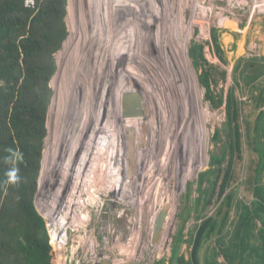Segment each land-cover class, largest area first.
<instances>
[{
	"label": "rangeland",
	"instance_id": "374dc122",
	"mask_svg": "<svg viewBox=\"0 0 264 264\" xmlns=\"http://www.w3.org/2000/svg\"><path fill=\"white\" fill-rule=\"evenodd\" d=\"M64 20L66 41L54 54L53 94L33 198L58 262L157 264L163 259L174 264L172 246L178 244L188 257L189 237L199 222L198 173L226 140L224 94L231 71L239 59L264 56V0H67ZM212 29L223 61L211 44ZM192 42L201 44L205 59L216 66L210 75L217 79L214 92L223 93L219 107L204 98L198 76L208 64L194 65ZM259 80L264 86V75ZM125 92L142 94L144 116H121ZM249 94L240 98L252 121L264 107L255 108ZM128 127L127 175L123 143L120 147ZM102 136L113 144L112 158L104 150L85 191V169L98 158ZM229 189L236 196L246 192L239 182ZM78 197L86 208L77 210ZM163 206L166 217L154 240V220ZM214 210L213 205L204 213ZM235 215L233 207L229 219ZM213 247L214 236L201 255ZM216 261L225 263L222 255Z\"/></svg>",
	"mask_w": 264,
	"mask_h": 264
},
{
	"label": "trees",
	"instance_id": "16d2710c",
	"mask_svg": "<svg viewBox=\"0 0 264 264\" xmlns=\"http://www.w3.org/2000/svg\"><path fill=\"white\" fill-rule=\"evenodd\" d=\"M67 0H0V264H59L58 250L50 243L45 220L34 205L37 176L46 136V113L53 90L49 81L56 70L54 54L67 30ZM211 44L223 61L215 29ZM198 79L210 107L222 104L211 77L216 66L202 54V45L191 43ZM264 56L239 59L231 73L232 84L224 98L226 140L220 153H211L209 167L198 173L194 206L199 222L190 235L188 257L171 249L174 264H264V108L249 120L243 95L249 92L254 107H264ZM226 71L222 70V78ZM239 89V94L236 90ZM254 89H258L256 92ZM219 137L218 130L213 138ZM239 182L246 191L236 196L229 189ZM205 184V185H204ZM229 189V191H228ZM214 205V212L204 211ZM235 207L236 215L229 219ZM214 236L211 254L201 255ZM157 264H165L163 259Z\"/></svg>",
	"mask_w": 264,
	"mask_h": 264
},
{
	"label": "water",
	"instance_id": "95a60500",
	"mask_svg": "<svg viewBox=\"0 0 264 264\" xmlns=\"http://www.w3.org/2000/svg\"><path fill=\"white\" fill-rule=\"evenodd\" d=\"M66 41V38L63 40V43ZM53 76V75H52ZM52 78V77H51ZM51 80V79H50ZM132 94V95H131ZM135 97L133 99L132 97ZM140 95L138 92H125L121 97V116L124 117H142L144 116V111L140 106ZM128 172L130 173L131 168L128 166ZM166 207H161L158 211L153 225L152 237L156 240L160 236V229L166 217Z\"/></svg>",
	"mask_w": 264,
	"mask_h": 264
},
{
	"label": "bare ground",
	"instance_id": "6f19581e",
	"mask_svg": "<svg viewBox=\"0 0 264 264\" xmlns=\"http://www.w3.org/2000/svg\"><path fill=\"white\" fill-rule=\"evenodd\" d=\"M120 9H122V8H120ZM107 11H108V9H107ZM112 12V11H111ZM106 57H108L107 55H106ZM128 57H130V56H128ZM138 74V73H137ZM122 81V80H121ZM129 83V82H128ZM139 95L141 96L142 94L141 93H139ZM95 101V100H94ZM93 103H96V102H93ZM105 106V105H104ZM102 122V121H101ZM126 125V124H125ZM130 129H132L131 127L129 128L128 127V131H126V132H128V134H127V136H126V142H125V140H124V142H121V147H120V149L122 150V143H123V152H122V154H123V158H125V162H126V174L128 175V172H127V168H128V166H129V159H128V154H129V138H130ZM125 130V129H124ZM123 132V131H122ZM102 134V133H101ZM125 137V136H124ZM101 140H103V142H102V144H99V149H100V153H98V158L97 159H95L96 161L94 162V164H92V166L90 167V168H87V169H85V170H87V175L85 174V180H84V185L86 184V187L87 188H85V191L87 190V189H90V188H88V184H89V182H90V184L92 183L93 184V182H94V180L95 179H93V177H94V174H95V169H96V167H98L97 165H98V161L97 160H99L101 157V154L104 152V150H105V152L108 154L107 156H111V158H112V148H113V144L111 145V146H109L106 142H105V140L103 139V136H102V138H101ZM124 148H126V155H124V153H125V151H124ZM103 158V157H102ZM108 158L106 157V160H104V163H106V167H107V163H108V160H107ZM106 161V162H105ZM99 163H100V160H99ZM88 166H89V164H88ZM122 169H124V166L122 167ZM121 169V170H122ZM111 171V170H110ZM117 171V170H116ZM129 171V170H128ZM123 172H124V170H123ZM111 175H113L114 173H110ZM107 178V177H106ZM84 185H83V187H84ZM92 186V185H91ZM104 186V185H103ZM90 187V186H89ZM111 190V189H110ZM81 196V195H80ZM78 199L80 200V201H82V204H80V206L78 207V209L77 210H79L80 208H86L87 207V205L83 202V200L81 199V197L79 198L78 197ZM79 212V211H78ZM78 215H80V212L78 213ZM83 215L84 216H86L87 217V215L85 214V213H83ZM78 220H80V218L78 217L77 219H76V221H78ZM84 221V220H83Z\"/></svg>",
	"mask_w": 264,
	"mask_h": 264
},
{
	"label": "built area",
	"instance_id": "2783aa9c",
	"mask_svg": "<svg viewBox=\"0 0 264 264\" xmlns=\"http://www.w3.org/2000/svg\"><path fill=\"white\" fill-rule=\"evenodd\" d=\"M25 3L27 5H33L34 4V0H25ZM3 85V81L0 79V88ZM0 107H1V101H0Z\"/></svg>",
	"mask_w": 264,
	"mask_h": 264
},
{
	"label": "flooded vegetation",
	"instance_id": "af4514ba",
	"mask_svg": "<svg viewBox=\"0 0 264 264\" xmlns=\"http://www.w3.org/2000/svg\"><path fill=\"white\" fill-rule=\"evenodd\" d=\"M124 24H125V23H124ZM125 25H126V24H125ZM111 26H113V27H114V26H115V25H114V23H113V25H111Z\"/></svg>",
	"mask_w": 264,
	"mask_h": 264
},
{
	"label": "crops",
	"instance_id": "0c3cea01",
	"mask_svg": "<svg viewBox=\"0 0 264 264\" xmlns=\"http://www.w3.org/2000/svg\"><path fill=\"white\" fill-rule=\"evenodd\" d=\"M122 11V10H121Z\"/></svg>",
	"mask_w": 264,
	"mask_h": 264
}]
</instances>
